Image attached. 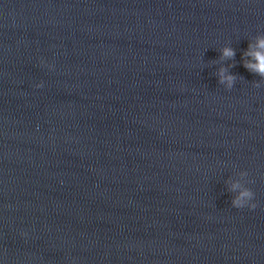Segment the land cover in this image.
I'll use <instances>...</instances> for the list:
<instances>
[{"label": "water", "instance_id": "water-1", "mask_svg": "<svg viewBox=\"0 0 264 264\" xmlns=\"http://www.w3.org/2000/svg\"><path fill=\"white\" fill-rule=\"evenodd\" d=\"M258 33L264 0H0L3 264H264Z\"/></svg>", "mask_w": 264, "mask_h": 264}, {"label": "clouds", "instance_id": "clouds-1", "mask_svg": "<svg viewBox=\"0 0 264 264\" xmlns=\"http://www.w3.org/2000/svg\"><path fill=\"white\" fill-rule=\"evenodd\" d=\"M235 55L236 50L229 44H225L219 49V59L221 61H229L227 65L221 63L216 71L218 83L223 85L226 90L232 89L237 80L236 74L229 70L234 66ZM41 63L43 64L44 62L42 61ZM240 63L248 72L260 77L259 81L254 82L255 86L259 87L260 83L264 81V33H258L249 40L247 48L241 53ZM45 66L49 70L54 67L51 64H46ZM35 87H43V81L37 82ZM246 176L247 173L245 171H240L227 181L229 190L233 193L231 206L237 209L244 207L255 209L257 206L254 200V192L246 186ZM22 235H26V233H22ZM0 264H3L2 259H0Z\"/></svg>", "mask_w": 264, "mask_h": 264}]
</instances>
